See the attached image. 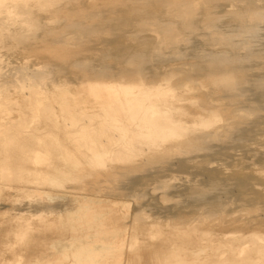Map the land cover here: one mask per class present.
I'll return each instance as SVG.
<instances>
[{"label":"bare ground","instance_id":"6f19581e","mask_svg":"<svg viewBox=\"0 0 264 264\" xmlns=\"http://www.w3.org/2000/svg\"><path fill=\"white\" fill-rule=\"evenodd\" d=\"M128 1L125 7L133 17L129 26L120 25L123 30L107 36L98 31L102 23L67 21L48 39L67 47L94 33L109 42V53L96 52L97 63L90 62L96 58L92 55L70 61L97 78L112 79L109 87H115V97L109 108L115 104L123 111H113V117L109 112L104 124L96 112L78 110L77 100V111L68 106L60 111L63 108L43 91L48 71L32 64V57L2 58L1 48L21 52L46 28L34 12L55 14L49 20L60 24L70 0H0V215L17 210V215L0 217V264H25L22 256L38 254L56 263L62 256L58 242L40 249L33 241L47 237L35 230L58 213L52 194L44 189L64 188L59 181L63 176L76 186H88L93 196L80 199L83 204H96L102 195L98 176L108 183L109 191L103 193L107 199L99 204L109 212V228L104 227L109 232L102 231L109 234V264H264V70L256 62L254 43L242 39L246 25L239 11L244 6L254 14L264 0H245L242 5L227 0ZM220 6L223 13L213 12ZM74 12L89 20L99 10ZM197 22L212 27L208 46L180 57L181 76L163 73L157 79L156 66L165 59L157 56L146 63L147 46L160 48L150 45V32L160 37L168 31L171 38L173 31ZM19 43H24L21 49ZM177 57V51L170 54L171 59ZM108 59L117 62L108 66ZM197 76H204L209 86ZM104 84L90 88L92 100L98 99ZM136 102L141 116L132 119ZM54 115L60 120L51 121ZM63 121L72 132L63 131ZM51 125L55 129L49 130ZM61 162L66 169L58 175ZM174 164L182 168L180 175L170 171ZM121 177L126 181L119 183ZM17 187L23 190L16 192ZM26 188L35 191L26 203L41 207L35 223L24 221V206L15 197ZM81 238L90 245V230H83ZM73 262L82 261L75 256Z\"/></svg>","mask_w":264,"mask_h":264},{"label":"rangeland","instance_id":"374dc122","mask_svg":"<svg viewBox=\"0 0 264 264\" xmlns=\"http://www.w3.org/2000/svg\"><path fill=\"white\" fill-rule=\"evenodd\" d=\"M126 1L125 0H73V1L70 0L67 6L70 5L71 6L67 9L64 6L65 8H63L61 12V14H63L62 15L63 19L60 21V24H57L53 20H49L52 19L51 17H56L55 14H49V13L44 14V13H40L39 11L34 12V14L32 15L36 18H39L43 22L45 21L44 23L46 25V28L44 27L40 32L38 31L39 33L41 32L42 33L38 35L36 42L33 44L32 41H30V43L26 46V48H24L21 52L16 51V49L10 46L1 48L2 58L5 61L9 59L13 61H18L19 58L23 60V58H27L29 56L32 57V59H30V62L32 64L37 66L44 65L43 69L48 71L49 74L45 78L46 85L43 86V91L46 92L48 95H50V100L52 103L57 102L58 105L61 108H63L60 111H64V108L66 106H68L71 109L72 107H75L74 110L77 111L78 104L80 103L81 107L78 108V110L80 111L87 110L90 112H96L98 116H100V120L101 121L103 120L104 121L103 123L107 124L106 118L109 117V112L112 114L111 117H113L114 116L113 111L114 112L123 111L122 108L116 106L115 104L112 106L113 108L111 107L109 108L110 104L112 103L115 97V92H114L115 87L114 86L109 87V85L112 84V79L109 78V76L97 78L92 75V72L89 69L87 68L81 69L72 66L74 63L70 61L74 59H78L83 55L90 57L92 55V57H96L97 51L102 52L107 50L108 52L109 42L106 40L104 41L103 40L104 38L102 39V37H104L102 36V34L98 36L97 34L94 33L83 34L80 43L74 45H67V47H65L66 44H63L62 46L60 44L50 42L48 39L57 35L63 29L62 28L63 23L67 21H79L83 24H91L95 22L102 23V28L98 29V31L101 33L106 31L107 36H109L110 33L112 34L115 33L117 31L116 29L123 30V28L125 27L120 25L122 24L130 25L131 24L130 22H132L131 18L133 17V15H130L132 13H130L128 8L125 7V5H129L131 1L128 0ZM244 1L245 0H227L228 3L237 2L239 5H242ZM61 3L62 2H60V4ZM90 7L99 10L98 13L99 15L96 14L97 17L96 15H93V17L91 15L90 17L88 16L89 20H87L86 18L87 16L74 12V10L77 12H86L90 9ZM69 10H71V12ZM212 10L215 13L217 12L223 13L225 11V8L223 6H220V8L217 7V8H213ZM239 11L243 20V24L246 25V27L242 32V39L254 43L253 48L256 51V56H257L256 62L259 65L258 66L259 69L264 70V4L263 2H258L253 10L254 14H250V9L245 8L244 6H241ZM80 15H82V17ZM107 20H109V22H107ZM223 20L225 21L226 19L223 18ZM124 21L125 23H122ZM50 29L55 33H50L52 32L50 31ZM211 31H212V27L206 29L203 27L202 23L197 22L194 23L193 25H190L188 28H185L184 30L173 31V36H171V38L168 37V31H164L160 37H157L155 32H150V34L152 35L150 45H155V47L159 46L160 48L158 47L153 48L152 46H147V49L150 50V52L149 54H146L144 56V59L146 63L154 62L156 59L155 57L157 56H162L165 59L163 64L156 66V72L158 73L157 79L160 78L161 74L163 73H171L173 77L181 76L183 74V71H181V67H184V64H180V62L182 61L180 57L185 54L187 55L192 51H198V52L203 51L204 48L208 46L209 40L213 38L210 34ZM44 32L47 33L45 34ZM133 33L136 32L134 31ZM43 35L46 36L47 39L44 42L45 44L40 41L41 39L44 38ZM190 40H192L194 44H192ZM6 42H9V40H6ZM52 43L56 44V46L55 45L52 46L54 49L51 47ZM18 45H20V43L17 44L16 47ZM23 45L24 43H21V45L18 46L17 48L21 49V46L23 47ZM58 45L59 47H57ZM43 48L49 50L51 49V52H47ZM63 48H65V50ZM52 49L53 50L59 49L58 50L59 52L57 50L52 51ZM61 49H63V51ZM112 51L113 50L111 49V52ZM173 51H177L178 57L176 59L170 58V54ZM96 58H89V60L92 63H97L98 57ZM110 62L108 59L107 60L108 66L109 65L114 66L115 62L117 61L111 60ZM70 69L72 72L69 71ZM85 69H87V71H89L90 74L86 72ZM68 72L73 75L68 74ZM132 75L136 76L135 74ZM196 80L202 81L206 87L209 86V82L204 76H197ZM100 81L105 82L104 86L106 85L105 86L106 88L101 90V92H99L98 99L94 101L92 99L95 97V95H93L90 88L94 87L96 85V82H100ZM76 100L79 101V103H77ZM131 106H132V112L130 114V117L132 119H138L141 116V110L139 109L138 103L137 102L133 103ZM13 112L14 111H12V114H16V111L14 113ZM25 112L26 110L24 111L23 108H21L20 114L24 115ZM81 118L85 119L86 116H82ZM66 119L69 120L70 118H66ZM50 120L51 121L60 120V116L54 115L52 116V118H50ZM63 123L66 126L63 129V131L72 132L68 127L70 123L67 121H63ZM52 129H55L53 125L49 127V130ZM65 169H66L65 163L61 162V165L59 166V170H58V175L64 173ZM170 171L173 172L172 174L180 175L182 172V168L177 164H174L171 166ZM63 178L60 177L59 181L62 183L64 188L57 190L48 187L44 189L46 193L52 194L50 196L51 198L52 197L54 198V200H52L54 205L58 206V213L51 216L50 219H48L46 222L42 223L44 228L41 229L39 227L38 230H35L38 231L37 233L41 232L47 234V237L51 236L52 240L49 239L48 241L46 239L47 237L45 238L44 236L42 237V240L39 242L33 241L36 247L40 249L46 248L47 244H49L50 242L53 243L58 242L57 245L62 250V254H61L62 256L56 257L58 258L56 260V263L48 262L49 260H52V258L49 257L47 254H38L35 257L32 256L31 258H26L22 256V260L25 261V264H59L60 263L58 262L59 260L62 261L61 264H109V254H108L109 252H107L109 246L108 245L109 234H105L107 231L109 232V229H106L109 228V225H105L107 221L109 223L108 220L109 212L104 206H101L99 204L100 201L103 202L104 200L107 199V196L104 195L103 193L109 191L107 187L108 183H104L102 177L98 176L97 181L99 183V186L103 187L102 189H100L102 195L99 197V200L97 201L96 204L95 203L83 204L81 203L80 199L93 196V194L89 193L88 186L80 185V184H84V182H81L79 183V185L76 186L74 185L72 179L70 178L67 179L64 176ZM124 181L126 180L121 177L119 183ZM47 183L49 184V182ZM15 184L16 186H19L18 181H16ZM20 190L23 189L18 187L17 189H15L16 192ZM33 194H35V191H33V189L26 188L25 194H22L20 196H15L16 199L22 201L21 205L24 206L23 207L24 221L30 223L37 222L38 215L41 212V207L38 206V204L33 202L30 204L26 203V199ZM134 204L137 205L135 201L133 205ZM12 212L15 213V215H17L16 209L13 210L7 209L6 213L3 214L2 216H6L8 215V213H12ZM2 216L0 215V217ZM81 216H83L82 219ZM97 218H101V219L103 218V220L105 219L104 225L102 224L103 220L102 221L97 220ZM88 219L89 220L91 219L90 220L91 222ZM18 221L21 220L18 219ZM96 221L97 222L100 221V222L97 223ZM88 222L90 223L91 226L88 225L89 224ZM86 225L89 228L85 227ZM5 227H7V225H5ZM91 228H93L94 230ZM102 228L104 230L100 231V229ZM86 229L90 230V241H91L90 245H89V241L88 242L84 241L81 238L82 231ZM92 231L95 233H92ZM102 231L104 232L106 231V232L103 233ZM102 236H105L107 238ZM103 239H105L104 240L105 243L103 242ZM82 246H84V249L82 248ZM72 249H76V253L71 252ZM81 249H83V251H80ZM92 249H94V251H92L90 254L87 255L86 252ZM95 250L98 251L95 252ZM75 256L79 257L82 262L74 263L73 257ZM145 260H147V258H145Z\"/></svg>","mask_w":264,"mask_h":264}]
</instances>
